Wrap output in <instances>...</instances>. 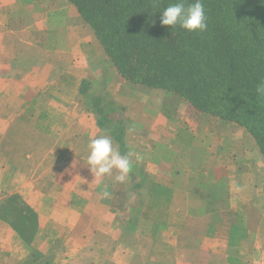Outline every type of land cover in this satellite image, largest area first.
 Wrapping results in <instances>:
<instances>
[{"label": "crops", "instance_id": "crops-1", "mask_svg": "<svg viewBox=\"0 0 264 264\" xmlns=\"http://www.w3.org/2000/svg\"><path fill=\"white\" fill-rule=\"evenodd\" d=\"M38 1L56 3L0 0V198L36 193L26 198L38 215L35 241L45 238L66 263L264 264V155L247 129L174 92L127 81L72 3L66 14L53 5L60 18L47 5L32 18L29 6ZM84 83L117 106L121 134L112 121L101 123ZM96 135H108L121 154L142 156L133 157L125 183L115 181V169L99 178L90 172ZM105 185L114 193L106 199ZM103 232L128 243L100 246ZM134 240H146L149 252L135 250ZM106 247L110 258H100ZM30 257L29 238L0 217V264Z\"/></svg>", "mask_w": 264, "mask_h": 264}, {"label": "trees", "instance_id": "trees-1", "mask_svg": "<svg viewBox=\"0 0 264 264\" xmlns=\"http://www.w3.org/2000/svg\"><path fill=\"white\" fill-rule=\"evenodd\" d=\"M68 1L124 79L244 126L264 155V97L255 94L264 80V0H203L205 32L161 25L177 0Z\"/></svg>", "mask_w": 264, "mask_h": 264}, {"label": "rangeland", "instance_id": "rangeland-1", "mask_svg": "<svg viewBox=\"0 0 264 264\" xmlns=\"http://www.w3.org/2000/svg\"><path fill=\"white\" fill-rule=\"evenodd\" d=\"M53 1H55L56 3L52 2V4L49 5V4L41 3L38 1L37 5L36 4L35 5L33 4L32 6L30 5L29 6V8H30L29 9L30 10L29 16H31L33 18V16H37L38 14H41V12H46L47 9H49V8H50V10H52L51 8H54V12H52L53 14L50 15L51 17H53V19L54 18H60L62 16V12H64V14H66L67 9H65L64 4L65 3L67 4L68 2L66 0H62V1L61 0H53ZM54 4H56V6L61 8V10H63V11L61 12V10L59 8L54 7L53 6ZM46 5H47V9H46ZM71 6H74V5L70 4V7ZM40 8H41V10H40ZM77 12H78V10H77ZM55 20L57 21V19H55ZM70 21H72V20L70 19ZM9 39L13 40L12 37H9ZM0 48H1V45H0ZM9 49H11V47H9ZM82 88H83V90L85 89V91H86L85 92V94H86L85 98H86L87 103L91 104L95 110H97L99 113L102 114L103 119H101V123H103V122L105 123L107 121L108 122L112 121L111 123L114 124V126L117 128V132L119 130L122 131L123 130L122 121H121L117 106L114 104V102L112 100L109 101V99H107L105 97H104V99H102L103 97H99L97 95V93L100 89L99 86L94 88L93 91H91V89H89V84L87 85L84 83L82 85ZM174 102L176 103L177 100H174ZM4 117L5 116H4L3 112L0 111V126L4 120ZM174 120L175 119H173V121ZM121 131L118 133L121 134ZM122 154H126L125 149H124ZM8 179L10 180V182H9L10 185H14L17 182L16 176L9 177ZM41 185H40V187L43 188L41 193L43 194V197H44L45 196V193H44L45 187L41 186ZM25 191L26 192H23V193L17 192V191L5 192L0 198V217L6 218L9 221H11V223L16 228L18 227L19 230H21L25 234V236H27L29 238V242L31 243L32 257H30L29 259L24 261L22 264H76V263H66L65 261H63V259L61 257L62 254H58L55 257V250L52 249V245L49 247L46 246L47 241L45 240V238H42V239H44V241L39 240V239H37L35 241V238H37L38 233H39L38 232L39 231L38 215H37V211L35 210V208H33V206L30 204V202L26 198H28L29 196L35 197L36 193L35 192H29V190H25ZM111 194L114 195L113 192ZM54 209H55V212L57 211V212L61 213V208L59 206H55ZM46 211H47L46 206L43 205L42 212L46 213ZM86 211H87V214L93 212L92 208H90V207H87ZM115 225H116V227L119 226V228H121V230L124 229L123 222H118V223L116 222ZM106 234L107 233L103 232L104 237L99 242L100 246H101V242H102V245H108L109 247L115 246L114 248L120 249L122 247H125L128 243L127 240H125V238L119 237V235H120L119 232H118L117 238H115V239L106 240V238H105ZM146 242H147L146 240H134L133 247L136 250V248L139 249L141 246H143V249H145L147 252H149V246H147ZM53 246L56 248L59 246L58 249L61 253V250L63 248L60 246V242H58V243L53 242ZM109 247H106L104 253L100 254L98 256H100V258H106L109 256V258H110V255L107 254L110 251ZM114 248H112V249H114ZM101 249H103V248L99 247L98 252ZM140 249H142V247ZM78 256H75V258L78 259ZM85 256H86V259L91 258L90 255H85ZM55 258H56V261H55ZM75 258H73V259H75ZM188 258H189V261L194 260L195 256L189 255ZM107 262H111L112 264H115L114 263L115 261H112L111 259H107L106 261H104L103 264H111V263H107ZM158 263H161V262H159L157 260H151L150 264H158ZM162 264H169V263H162ZM182 264H186V263L182 262Z\"/></svg>", "mask_w": 264, "mask_h": 264}, {"label": "clouds", "instance_id": "clouds-1", "mask_svg": "<svg viewBox=\"0 0 264 264\" xmlns=\"http://www.w3.org/2000/svg\"><path fill=\"white\" fill-rule=\"evenodd\" d=\"M160 23L169 26L171 29L179 26L188 32H205L208 29V17L203 0H193L186 3L185 0H177L163 9ZM255 94L264 97V80L255 87ZM133 131V129H129ZM87 164L94 177L99 178L105 175L111 176L113 170L117 171L115 181L125 183L133 171V157L139 163L142 156L129 150L121 154L114 146L108 135H96L89 138ZM102 198H109L110 192L105 185L100 190Z\"/></svg>", "mask_w": 264, "mask_h": 264}]
</instances>
